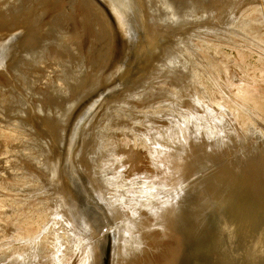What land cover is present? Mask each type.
I'll list each match as a JSON object with an SVG mask.
<instances>
[{
	"label": "rangeland",
	"instance_id": "1",
	"mask_svg": "<svg viewBox=\"0 0 264 264\" xmlns=\"http://www.w3.org/2000/svg\"><path fill=\"white\" fill-rule=\"evenodd\" d=\"M14 1L15 0L0 1V16L3 17L0 19V29L4 30L0 34V48H2L0 49V61L6 57L8 58V55L12 53L11 50H13L15 46H17L15 49L18 51L17 55H15L13 59L11 58L12 61L10 59L4 66L0 67V86L2 87H0V251H4L0 253V264H61L62 262L66 264H77L80 253L89 248L83 247L82 235L79 233L78 229H76L78 227L81 228L84 224L73 223L74 221L71 219L72 214L68 213L70 210L65 211L66 206L62 205V189L55 187V177H53L54 173L51 170L54 169V166L58 168V165H64L65 146L69 134V130H64V128L72 126V115L78 117L79 108L82 106L83 100L87 96L91 93L101 94V88L109 86L108 81L104 85L99 82L105 75L113 73L112 63L107 59L109 56L111 57L110 54L116 50L113 48V43L111 44V48L100 43L93 48L100 49L99 47H101V50L105 51V55L101 50L98 52L94 50L95 53L92 51L93 55H91L92 52L90 51L93 48L90 49L86 46V51H88L87 53L89 56L85 55L83 62L81 61L83 59H81L83 53L80 54L79 51L73 50L76 52L75 55L77 54L78 56L77 62L80 63L75 62L73 64L71 60L68 62L67 59H70L68 57L67 59L65 58V60L68 62L67 65H71L72 63L71 70L75 69L76 71L72 70L70 72V66L65 64V60V65L52 64L51 60L46 57L44 58V56H46L44 54L46 52L44 49L48 47L47 44L51 45L52 42L58 41L59 39L56 33L57 26L54 21H51L52 16L56 14L57 11L48 8L46 13L42 15L43 11L41 10L44 8V5L42 4V8H39L40 2L37 3L38 0H29L31 2L28 0ZM21 1L23 5H21ZM58 1L59 3L53 0L54 5H56L58 9L65 10L68 8L67 0ZM4 2L7 5H3ZM150 2L152 1L150 0ZM150 2L147 0L148 4ZM171 2H167L165 5L159 2L161 5H164L162 6L163 8L160 4H156L157 2H154L156 6L152 2L154 8L156 7V9H158L154 12V9L152 10L153 6L150 5V7L146 3L144 8L142 7L141 9V7H139V20L137 19V21L141 25L139 24L138 28H143L144 13L148 14V18L151 16V12L149 13L150 9L152 15L154 14V16L160 19V22H158V20L156 21L154 19L155 17H150H153L152 19H154L156 23H160L159 25L158 23H154V20L151 21L154 24L152 27L156 30L163 29L164 27L166 28V26H168L167 28L176 27L179 30L165 43L159 58L142 75L143 78L139 81L141 85L135 84V87L131 88V82H129L108 94L97 104L81 126L74 151L75 164L91 189L93 190L88 175L96 174L101 177V181H105L106 183L104 194H107L108 198L114 199L113 201L115 202L114 207L117 217H112L113 215H110L112 213L108 211L105 201L93 190L103 203L112 224L113 245L110 264H119L114 253L116 246L118 243L122 244L121 242H127L125 241V237H123L120 239V242L117 244L115 243V238H117L116 234L118 235L119 233L117 226H119L120 229H125L123 222L127 219H135L133 222L137 227L139 226L143 229L146 225H149V221L152 224V219L160 214L166 204L171 205L170 212H173L174 195L180 173V169H176V166L182 162L183 155L191 144L202 140H212L221 143L264 183V172L260 171V169L264 170V111L262 112L258 109L260 107L264 108V0H201L193 4L190 2L192 8L196 7V9H193L195 13L192 14L191 12L193 10L189 8V4L186 6L190 10L186 9L185 6H183L185 9H182L183 4L176 3L178 0H173L174 5H169ZM233 2H235V4H233ZM27 3L31 4L28 5ZM44 4L46 5V3ZM232 4L234 6H231ZM19 5L21 7H19ZM24 5L30 7L27 9ZM158 5L162 9H160ZM33 13L35 15L38 13L40 17L43 16L41 19L39 15H37L39 18L38 23L40 24H37L38 27L36 28L38 29H35L33 25L27 21L34 20L35 18L38 19L35 15L33 16ZM20 18L24 20H20ZM168 19V25H164L163 22ZM166 23L167 22H165V24ZM132 25L135 29L138 24L134 22ZM138 28L137 32L133 31L130 34L127 28L123 31V34L126 36L125 46L128 53L132 49V44L129 42V39L131 40L133 37L138 36ZM37 30L39 31L37 32ZM142 30L145 33V27ZM70 31L72 33L76 32V30ZM32 32L37 35L34 36ZM189 32L191 35H193L194 32L195 34L191 36L188 34ZM38 33L46 40L39 37ZM18 35L22 36L18 37ZM179 35H182L185 41ZM35 37H37V39ZM48 37L50 39H48ZM110 38L108 39V44L113 41L111 36ZM42 40L44 43H42ZM39 41H41V43ZM2 42L5 44V47ZM35 44H38L37 47ZM42 44H44L43 47ZM10 46L11 53L8 52ZM33 46L39 48V50L33 49ZM72 46L73 49L74 45ZM105 46L107 50L104 48ZM177 46L179 48L173 49V47L176 48ZM168 47L169 49H167ZM170 47H172V50H177V55L175 51H170ZM103 48L105 50H103ZM42 49L45 52L41 53ZM3 50H5L7 55L6 53L4 54ZM26 52L30 53L31 56L26 54ZM34 52L35 54L33 55ZM36 52H38V55H36ZM170 52L174 54L172 55L171 53L170 55ZM79 54L81 55L80 58ZM27 56L36 57L33 61L34 57L30 59ZM28 58L30 61L32 60L31 64L24 63V60H29ZM39 60H43L40 62L41 64ZM85 60H88L86 65L84 64L86 62ZM17 62L20 63L21 66H19L22 67V69L15 67V63L18 65ZM75 64L77 66L81 65V67H77ZM83 64L85 68L84 71H81L84 67L82 66ZM122 64H119L120 71ZM64 66L66 73L64 71ZM75 67H77L78 70ZM14 68H17V70L15 71ZM18 69L21 71L19 72ZM79 70L81 73L78 72ZM1 71H3L2 74L4 73V75L11 80L10 83L12 84L9 83L10 80L8 81L7 77L1 75ZM10 71L16 72L13 73L14 77ZM103 71L105 75L98 80L100 77L98 75ZM115 71H117L116 68ZM24 75H26L27 78H25ZM73 75L74 77L77 75L78 77L83 76L81 77L82 79H80V77L73 79ZM15 76H19L20 78L18 79ZM68 76L70 78L72 77L69 84L68 81H64ZM31 77L34 79V82L30 79ZM83 77H85V80ZM44 78L45 80H43ZM14 79H17V81H14ZM1 80L3 81L2 83H6L5 86L1 84ZM24 80H30L27 81L30 83L32 81L31 85H29L30 83L27 85V82ZM72 80H75V82ZM113 80H115V77H113ZM188 81L190 82L188 83ZM17 82L21 85L19 83V85H17ZM75 83L76 86H78L74 87L75 89L77 88L76 90L72 87ZM181 85L182 88H179ZM23 86H26L33 95H37V93L40 94L39 92H41L42 96L34 95V97L29 90L28 92L25 90V92ZM144 86L147 87L145 90L162 87L164 91L159 90L156 97L153 96L151 98L154 99V103H152L153 100L149 103L150 99L142 97L141 94L143 92L141 90ZM79 87L89 92L86 94L84 91V94H82V89L80 90ZM85 87L88 88L85 89ZM4 88L6 90H4ZM47 88H49L50 91L47 90ZM91 88L93 89L90 90ZM38 89L40 90L38 91ZM42 89H46L45 91L47 92H44ZM67 89L69 91H67ZM51 90H53V92H51ZM59 91H61V93L64 92L65 95L60 96L61 93H58ZM80 92L82 94H80L81 97L79 96ZM129 92L131 93L129 96L125 95ZM191 92L193 94L192 97L188 95L191 94ZM69 93L73 97H77V99L82 97L83 99H80L81 101H76ZM168 94L171 96L174 95L176 98L173 96L170 98ZM20 95L24 100V102L21 101L22 103L17 101ZM43 95H47L48 97L46 96L45 98ZM124 95L128 98L122 101L121 99L124 98ZM178 95H182L180 99H183L177 100L179 98ZM65 96L68 98L66 99ZM14 97H17V100H15ZM21 97L20 99H22ZM62 97H64V101ZM195 97L198 99V102ZM193 98L196 99V102ZM43 99L45 100V105ZM184 99L190 103L187 102V104L184 105V102L186 103ZM67 100L71 103L69 105L72 107L70 108L72 109L71 113L70 110L68 113L65 112L66 109L68 110V104H65L67 105L65 108L62 107L64 105L61 102L69 103L66 102ZM74 101L78 102V104H74ZM162 101H169L171 104H167V102L162 104ZM173 101H175V103ZM113 102L117 103L111 106ZM190 104L193 105L192 108L187 107V105L191 106ZM73 105L75 106L73 107ZM56 107L57 109L59 108V112L60 110L61 113L65 112L64 117L67 116V120H64L65 118L63 119V117L60 116V113L57 112L58 110H55ZM132 107L146 110L144 115L136 114V122L128 121L125 115L128 109ZM163 107L168 109L164 110ZM63 109L65 110L62 111ZM23 111H27L26 114ZM156 111L163 114L160 115V113ZM149 112L151 114H149L151 119L150 123L147 121L148 119H146L149 117H146ZM109 113L119 116L117 119L119 126L114 130L111 128ZM155 113L157 115H154ZM183 113L186 114L184 117ZM47 116L50 118L48 119ZM46 119H48V121H46ZM132 124L135 126H133L134 128H132ZM124 127L130 128L129 130H125L124 133ZM137 127H139V130ZM109 130L114 131L116 134L115 137L120 145L124 144L125 146H129L132 144L139 147L145 145L147 149L153 146L152 140L154 141L156 138V141H158L157 136H160L163 141L169 139L168 135L173 133H180L181 137L179 142L171 143V145L169 144L167 150H163L162 144L157 146L154 144L156 147V150L154 149L155 155H151V151L148 149L149 159H143L136 168H133V165L126 159H123V161L118 164L117 158L124 156L121 155L123 151L119 153L117 149L110 151L109 149L103 148V140ZM59 137H61V139H59ZM138 149L137 147V150ZM152 154H154V152ZM259 154L260 157L257 158ZM161 155L164 157V164L159 166V170L174 169L168 177L162 176L161 172L163 170L159 171L156 169L158 165L154 164L155 162L157 163L156 156L160 157ZM51 159L53 163H51ZM153 159L155 161H153ZM106 162L109 163L107 164ZM49 163L51 164L49 165ZM117 165H119L118 171H116ZM142 165H144V167ZM57 173H59V170H57ZM155 173H158V175L161 174V177L158 175L157 177L154 175ZM100 177L98 178L100 179ZM149 185H153L152 187L155 190H153L154 192L150 196L145 195V193L147 194L150 192V189H148ZM65 186L66 185H64V187ZM65 188H69V184H67ZM143 198L147 203L141 204L143 203ZM72 201L70 200V206L68 205V207L75 211L74 198ZM138 205H141V207H138ZM112 218L115 219L114 222ZM48 223H50V226ZM171 226L173 225L167 222L162 224L163 229H160L158 226H153L145 231L148 236H158L154 240L160 241V245L158 246L155 242L149 241L147 246H142V250L138 256L140 259H135L133 256L130 257L123 254L122 257L127 259V263L125 264H143L166 255L173 246V237L171 235L173 227ZM39 233H41V235ZM21 235L22 237H20ZM43 235L45 237L42 238ZM56 235H58V237ZM29 237L32 240L35 237L37 242H39L37 243L34 241L35 239L32 242V240L27 239ZM32 243H34V246L37 245L38 248L35 249L36 246L32 247ZM61 244L63 247L65 246V248L59 247ZM28 246L34 249L30 250ZM43 247L45 248V252ZM28 248L30 253L28 252ZM5 249L11 253L7 252ZM37 249L40 250L35 252ZM24 251L26 253H24ZM33 251L35 254L29 255L33 253ZM55 251L57 255L54 254ZM12 252L14 254L16 252L18 253L15 254V257L13 254L12 258ZM16 257L18 260L15 259ZM19 259H21V261Z\"/></svg>",
	"mask_w": 264,
	"mask_h": 264
},
{
	"label": "water",
	"instance_id": "2",
	"mask_svg": "<svg viewBox=\"0 0 264 264\" xmlns=\"http://www.w3.org/2000/svg\"><path fill=\"white\" fill-rule=\"evenodd\" d=\"M178 28L152 31L129 52L115 80L101 94L83 100L78 117L72 115L64 165H58L60 185L69 184L75 211L71 210L83 247H89L88 264H110L113 229L110 217L74 161L82 124L111 92L139 76L160 55ZM173 246L164 256L143 264H264V183L228 148L202 140L185 151L173 203Z\"/></svg>",
	"mask_w": 264,
	"mask_h": 264
},
{
	"label": "bare ground",
	"instance_id": "3",
	"mask_svg": "<svg viewBox=\"0 0 264 264\" xmlns=\"http://www.w3.org/2000/svg\"><path fill=\"white\" fill-rule=\"evenodd\" d=\"M1 1V0H0ZM3 1V0H2ZM8 1H10V0H8ZM12 1V0H11ZM16 1V0H15ZM14 1V2H15ZM23 1V0H22ZM22 1H21V5H23L22 4ZM25 1V0H24ZM29 1V0H28ZM54 1H57L58 3H59V1L58 0H54ZM68 2H67V9H65V10H60V9H58L57 7H56V5H54V3H53V0H38L37 1V3L38 2H40L39 3V8H42L41 7V5L43 4L44 5V8H42V10L41 11H43V13H42V15H44V13H46V11L48 10V8H51L53 11H57V13L56 14H54L53 16H52V18H51V21H54V23H55V25L57 26V29H56V33L58 34V37H59V39H58V37H57V39H58V41H54V40H52V39H55V38H52L51 40L52 41H54V42H52L51 43V45L50 44H47L48 45V47H44L43 49L46 51H44L43 49L41 50V53L42 52H45L44 54L46 55V56H44V58L46 57V58H48L49 60H51V62H52V64H63V65H67V63L71 60V62L74 64L75 62L76 63H80V62H77L78 61V56H77V54L75 55V53L76 52H74L73 50H76V51H79L80 52V54H82L83 53V55H82V57H81V61L83 62V60L85 59V55H87V56H89V54L87 53L88 51H86V46H88L87 48H90V49H92L93 47H95L96 45H99L100 43L101 44H104V45H107V47H109V48H111V44L113 45V48H115V50L116 51H114L112 54H110L111 55V57L109 56L108 57V59L107 60H110L111 61V63H112V66H113V73H110V74H107V75H105L104 74V71H106V70H104L103 72H101V74H99L98 76H100L99 78H98V80H100L104 75V77L100 80V84H102V85H104V84H106V82H107V79H113V77H115V68L117 69V71H120L119 70V64L121 63L122 64V62H123V60H129V53L127 52V48H126V46H125V43H126V39H125V35L123 34V31H125V29L127 28V29H129V34L131 33V32H133V31H135V32H137V28H138V26H139V22L137 21V19L139 18L138 17V9H139V7H141V9H142V7L144 8V6H145V3L146 4H148L147 3V0H67ZM153 3L154 2H157L156 4H160L161 5V3H164V5H165V3L167 4V2H171L169 5H174L173 4V0H169V1H167V0H151ZM199 1H201V0H178V2H176L177 4H183L182 5V9L184 8L183 6H185L186 7V9H188L187 8V6H188V4H189V8H191L192 10L193 9H196V7L195 8H192V6H190V2H192V4L193 3H197V2H199ZM29 2H31V1H29ZM149 2H150V0H149ZM152 2H150L148 5L150 6H153L152 5ZM159 2H161V3H159ZM5 3V2H4ZM3 3V5H7L6 3L4 4ZM10 3V2H9ZM8 3V4H9ZM37 3H36V6H37ZM44 3H46V5L44 4ZM62 3V2H61ZM2 4V3H1ZM28 4V3H27ZM31 4V3H30ZM30 4H28V5H30ZM155 4V3H154ZM156 4H155V6H156ZM233 4H235V2H233ZM231 5V6H234V5ZM27 5V6H28ZM163 4L161 5V7L162 6H164ZM187 5V6H186ZM27 9L30 7V6H26V5H24ZM59 6V5H58ZM148 6V7H149ZM150 6V7H151ZM2 7H4V6H2ZM1 7V8H2ZM19 7H21L20 5H19ZM24 7V8H25ZM158 7H159V5H158ZM26 8H25V10H26ZM160 8V7H159ZM163 8V7H162ZM162 8H160V9H162ZM21 9V8H20ZM36 9V8H35ZM34 9V10H35ZM154 9V10H153ZM159 9V10H160ZM185 9V8H184ZM24 10V11H25ZM37 10V9H36ZM152 10H153V12L156 10H158V9H156V7L154 8V6H153V8H152ZM188 10H190V9H188ZM20 12V11H19ZM35 12V11H34ZM142 12V11H141ZM151 12V16H153V17H155L154 19L157 21L158 20V22H160V19H158L157 18V16H154V14L152 15V11H150V9H149V13ZM160 12V11H159ZM192 13H195V11L193 10L192 12H191V14ZM2 14V13H1ZM35 14L33 13V16H34ZM37 15H39L38 13L35 15L36 17H37ZM151 16H149V18H148V14L147 13H144V15H143V20H144V24H143V28L145 27V29H146V31H145V33H144V31L142 30L143 28H138L139 29V34H138V36H136V37H133L131 40L129 39V42L132 44V48L140 41V40H142L146 35H148L149 33H151L152 31H155L156 29L154 28V27H152V25H154L153 24V22H151L152 20H154V19H152V18H150ZM39 17H40V15H39ZM43 17V16H42ZM42 17H40L41 19H42ZM158 17H160V16H158ZM1 18H3V17H1L0 16V19ZM22 18H24V17H22ZM22 18H20V20H24V19H22ZM34 18V17H33ZM38 18V17H37ZM157 18V19H156ZM40 19V20H41ZM139 20V19H138ZM141 20V19H140ZM154 20V21H155ZM249 20V19H248ZM28 21V23H30V24H32L33 25V27L35 28V29H38V28H36V27H38V25L37 24H39L38 22H39V18L38 19H32V20H27ZM156 21L154 22V23H156ZM171 21V20H170ZM256 21V20H255ZM136 23V24H138L137 25V28H135L134 29V27H133V23ZM138 22V23H137ZM141 22V21H140ZM157 22V23H158ZM162 22V21H161ZM165 22H167L166 24H165ZM165 22H163L164 23V25H168V23H169V19L168 20H166ZM179 22V21H178ZM36 23V24H35ZM141 23H143V22H141ZM156 23V24H157ZM162 23V24H163ZM159 25H160V23H158ZM40 25V24H39ZM141 25V24H140ZM251 26V25H250ZM24 27V26H23ZM168 26H166V28H167ZM21 28V27H20ZM165 28V27H164ZM70 30H76V32H71ZM4 30H1L0 29V34L3 32ZM35 31V30H34ZM39 30H37V32H38ZM22 32V31H21ZM33 33V32H32ZM17 34V33H16ZM15 34V35H16ZM21 34V33H20ZM34 34V33H33ZM32 34V35H33ZM40 33H38V35H39ZM189 35H191V33L189 32L188 33ZM195 34V32L193 33V35ZM14 35V34H13ZM23 35V34H22ZM22 35H18V37H21ZM31 35V34H30ZM37 34H34V36H36ZM183 35V34H182ZM182 35H179V36H181L182 37ZM193 35H191V36H193ZM9 36V35H8ZM17 36V35H16ZM110 36L113 38V41H111L109 44H108V39L110 38ZM18 37H16V38H18ZM39 37H41L42 39H44V40H46L45 38H43V36H40L39 35ZM200 37V36H199ZM203 37H205V36H203ZM9 38V37H8ZM31 38H32V36H31ZM36 39H37V37H35ZM7 39V38H6ZM48 39H50L49 37H48ZM56 39V40H57ZM111 39V38H110ZM182 39H184L183 37H182ZM182 39H180V40H182ZM179 40V39H178ZM188 40V39H187ZM186 40V41H187ZM1 41H3V40H1ZM6 41V40H5ZM10 41V40H9ZM49 41V40H48ZM184 41H185V39H184ZM7 42V41H6ZM11 42H12V40H11ZM40 43H41V41H39ZM103 42V43H102ZM3 43V42H2ZM8 43V42H7ZM16 43V42H15ZM35 43V42H34ZM36 43H38V42H36ZM42 43H44V41L42 40ZM169 44V43H168ZM2 45V44H1ZM3 45H4V47H5V44L3 43ZM3 45H2V47H3ZM11 45V44H10ZM36 45V44H35ZM38 45V44H37ZM37 45H36V47H37ZM43 45L44 44H42V47H43ZM50 45V46H49ZM72 45H74V48L72 49ZM40 46V45H39ZM101 46V45H100ZM209 46V45H208ZM6 47H7V45H6ZM17 46H15L14 47V49L13 50H11V52H10V49H11V46H10V48H8L9 50H8V52L9 53H11V54H9L8 55V58L6 57L5 59H3V60H1L0 61V67L1 66H4L5 65V63L7 62V61H9L11 58L13 59V57H15V55H17V53H18V51H16V48ZM34 47V46H33ZM41 47V46H40ZM98 47V46H97ZM96 47V48H97ZM100 49H92L90 52H94V50H97L96 52H98L99 50H101L102 48L101 47H99ZM105 49H106V46L104 47ZM103 48V50H105ZM172 47H170V51L172 50L171 49ZM177 48H179L178 46L175 48V47H173V49H177ZM0 49H2V48H0ZM33 49H38L39 50V48H33ZM41 49V48H40ZM167 49H169V47L167 48ZM37 50V51H38ZM107 50V49H106ZM191 50V49H190ZM32 51H34V50H32ZM102 51V50H101ZM112 51H113V49H112ZM173 51H175V54L177 53L176 51L177 50H172V52ZM3 52H4V54L6 53L5 52V50H3ZM89 52V53H90ZM93 52H92V54L91 55H93ZM103 53L105 52V51H102ZM172 52H170V55H171V53ZM191 52V51H190ZM38 52H36V55H38L37 54ZM40 53V52H39ZM40 53V54H41ZM87 53V54H86ZM95 53V52H94ZM166 53H167V51H166ZM209 53V52H208ZM26 54H29L30 55V53H27L26 52ZM35 54V52L33 53V55ZM79 54V58H80V55ZM174 53H172V55H173ZM206 54V53H205ZM1 55V54H0ZM6 55H7V53H6ZM104 55H105V53H104ZM177 55V54H176ZM26 56V55H25ZM31 56V55H30ZM30 56H27V57H29L30 59L31 58H33V57H30ZM86 56V57H87ZM98 56V55H97ZM160 56V55H159ZM159 56L152 62V64H154L155 63V61L159 58ZM24 57V56H23ZM36 57V56H35ZM35 57L33 58V61H34V59H35ZM39 57V56H38ZM41 57V56H40ZM67 57L68 58H70V59H67ZM91 57V56H90ZM106 57V56H105ZM2 58V57H1ZM26 58V57H25ZM28 58V59H29ZM65 58L68 60V62L65 60ZM89 58V57H88ZM87 58V59H88ZM12 59H11V61H12ZM27 59V58H26ZM30 59L29 60H24V63L26 64H31V61H30ZM40 59V58H39ZM21 60H22V57H21ZM20 60V61H21ZM66 61V63H65V61ZM80 60V59H79ZM10 61V62H11ZM19 61V62H20ZM43 60H39V63L40 62H42ZM86 61V60H85ZM88 61V60H87ZM87 61L84 63L85 65H86V63H87ZM9 62V63H10ZM36 62V61H35ZM81 62V63H82ZM18 63V62H17ZM21 63H22V61H21ZM65 63V64H64ZM72 63H71V65H72ZM11 64V63H10ZM35 64V63H34ZM41 64V63H40ZM84 64L82 65V66H84ZM151 64V65H152ZM20 65V63H18V65L15 63V67H19V68H21L22 69V67H20L19 66ZM23 65V64H22ZM49 65V64H48ZM69 65V64H68ZM67 65V66H68ZM71 65H69L70 66V72L72 71V70H74V71H76L75 69H72L71 70ZM76 65V64H75ZM150 65V66H151ZM25 66V65H24ZM42 66H44V65H42ZM54 66V65H53ZM57 66V65H56ZM77 66V65H76ZM149 66V67H150ZM12 67V66H11ZM10 67V68H11ZM13 67H14V63H13ZM27 67H28V65H27ZM55 67V66H54ZM54 67H53V69H54ZM59 67V66H58ZM77 67H81V65L79 66H77ZM77 67H75L77 70H78V68ZM148 67V68H149ZM5 68V67H4ZM7 68V67H6ZM17 68L15 69L14 68V70L16 71L17 70ZM60 69H62L61 67H59ZM68 68V67H67ZM66 68V69H67ZM72 68H73V66H72ZM84 68H85V66L83 67V70L81 69V71H84ZM147 68V69H148ZM39 69H41V68H39ZM48 69V68H47ZM50 69V68H49ZM52 69V70H53ZM80 69V68H79ZM120 69H121V67H120ZM147 69H145L139 76H137L135 79H133L132 81H131V88H133V87H135L134 85L135 84H137V85H141V82H139V81H141V79L143 78L142 77V75L145 73V71L147 70ZM10 70V69H9ZM18 71H19V69H18ZM18 71H17V74H18ZM21 71V70H20ZM19 71V72H20ZM24 71V70H23ZM22 71V72H23ZM64 71H65V66H64ZM2 72L3 71H1V75H3V76H5V77H7L6 75H4V73L2 74ZM11 72V71H10ZM78 72H80V70L78 71ZM12 74L13 73H16V72H11ZM65 73H66V71H65ZM75 73V72H74ZM81 73V72H80ZM83 73V72H82ZM12 74H11V76H12ZM20 74V73H19ZM24 74V73H23ZM45 74V73H44ZM68 74V73H67ZM16 75V74H15ZM22 75V74H21ZM21 75H19V76H21ZM66 75V74H65ZM69 75H70V73H69ZM74 75H76V74H74ZM74 75H73V79H75L76 77H78V75L77 76H75L74 77ZM81 75V74H80ZM84 75V74H83ZM82 75V76H83ZM19 76H15V77H17L18 79L20 78ZM25 76V78H27L26 77V75H24ZM28 76V75H27ZM47 76V75H46ZM67 76V75H66ZM72 76V75H71ZM81 76V77H82ZM13 77H14V74H13ZM12 77V78H13ZM34 77V76H33ZM56 77V76H55ZM80 77V76H79ZM78 77V78H79ZM80 77V79H82ZM199 77V76H198ZM8 78V77H7ZM7 78H6V80H7ZM24 78V79H25ZM29 78V77H28ZM63 78H65V77H63ZM70 77L68 76V77H66L65 78V82L66 81H68V84H69V81H71V78L69 79ZM30 79H32V77L30 78ZM83 79L85 80V77H83ZM10 79L8 78V81H9ZM43 80H45V78L43 79ZM53 80V79H52ZM55 80V79H54ZM76 80H79V79H76ZM207 80V79H206ZM14 81H17V79H14ZM21 81H22V79H21ZM25 81V80H24ZM27 81H30V80H26L25 82H27ZM32 81L34 82V79H32ZM32 81H31V83H32ZM39 81V80H38ZM72 81H74L75 82V80H72ZM199 81V80H198ZM3 81L1 80V84H4V83H2ZM11 82V80L9 81V83ZM139 82V83H138ZM190 81H188V83H189ZM19 82H17V85H19L18 84ZM30 82H27V85L29 84ZM31 83L29 84V85H31ZM36 83V82H35ZM44 83H46V82H44ZM73 83V82H72ZM76 83H78V82H76ZM76 83H75V85H72V87L74 88L75 86H76ZM82 83V82H81ZM180 83V82H179ZM6 84V83H5ZM5 84H4V86H5ZM10 84H12V83H10ZM22 84H24V83H22ZM53 84V83H52ZM52 84H50V85H52ZM54 84H55V82H54ZM74 84V83H73ZM80 84V83H79ZM15 85H16V82H15ZM21 85V84H20ZM26 85V86H27ZM46 85V84H45ZM177 85H179V84H177ZM176 85V86H177ZM188 85V84H187ZM8 86V85H7ZM24 87L23 86V88H25L24 89V91L26 90L27 92H28V88L27 87H29V86H27V87ZM32 86H33V84H32ZM80 86V85H79ZM185 86V85H184ZM190 86V85H189ZM200 86V85H199ZM1 87V86H0ZM18 87H20V86H18ZM34 87V86H33ZM51 87H53V86H51ZM56 87V86H55ZM58 87V86H57ZM64 87V86H63ZM76 87H78V86H76ZM81 87V86H80ZM79 87V88H80ZM93 87H95V86H93ZM174 87H175V85H174ZM182 88V85L181 86H179V88ZM2 88V87H1ZM21 88V87H20ZM22 88V89H23ZM27 88V89H26ZM37 88V87H36ZM88 88V87H87ZM86 87H85V89H87ZM96 88V87H95ZM9 89V88H8ZM31 89V88H30ZM34 89V88H33ZM32 89V90H33ZM58 89V88H57ZM75 89V88H74ZM77 89V88H76ZM75 89V90H76ZM83 90V88H80V90ZM93 88H91L90 90H92ZM145 89H147V87L146 86H144L143 88H142V90L141 91H143L141 94H142V97H144V98H146V99H150L149 100V103H150V101H152L153 100V102L152 103H154V99H151L153 96H155L156 97V95L159 93V90H162L163 88L162 87H159L158 89H152V90H145ZM177 89H178V87H177ZM185 89V88H184ZM4 90H6L5 88H4ZM3 90V91H4ZM10 90V89H9ZM37 90V89H36ZM40 89H38V91H39ZM43 90V89H42ZM46 90V89H45ZM45 90H43L44 92H47V91H45ZM47 90H49L50 91V89L49 88H47ZM81 90V92H82V94H84V91L85 90H83L82 91ZM145 90V91H144ZM14 91H15V89H14ZM25 91V92H26ZM30 91V90H29ZM34 91V90H33ZM56 91V90H55ZM67 91H69L68 89H67ZM162 91H164V90H162ZM31 92V91H30ZM29 92V93H30ZM35 92V91H34ZM51 92H53V90H51ZM81 92L79 93V96L81 97ZM89 91H85V93L87 94ZM182 92V91H181ZM186 92V91H185ZM40 94H38L37 93V95H40V96H42V94H41V92H39ZM43 93V92H42ZM49 93V92H48ZM47 93V94H48ZM58 93H61V91H59ZM169 93H171V92H169ZM187 93V92H186ZM189 93V92H188ZM20 94V93H19ZM45 94V93H44ZM70 94V93H69ZM81 94V95H80ZM114 94V93H113ZM131 93L129 92V93H127V94H125V95H130ZM179 94V93H178ZM183 94H184V92H183ZM191 94H192V92H191ZM191 94H188V95H190L191 97L193 96V94L191 95ZM25 95V94H24ZM31 95H33L32 94V92H31ZM35 96H37L36 94H34ZM33 95V96H34ZM60 95V94H59ZM65 95V93L63 92V93H61V95L60 96H64ZM68 95V94H67ZM71 95V94H70ZM69 95V96H70ZM125 95L122 97L123 99H121L122 101H125V100H127L126 98H128L127 96L125 97ZM169 95V94H168ZM187 95V94H186ZM34 96V97H35ZM45 98H46V96L45 95H43ZM84 96V95H83ZM170 96V98L173 96L174 98H176L174 95H169ZM179 96V98L177 99V100H182V99H180V96H182V95H178ZM189 96V97H190ZM20 97H21V95H20ZM20 97L19 98H17V99H19V100H17L15 97V100H17L18 102H21V101H23L24 102V100H23V98L22 99H20ZM48 97V96H47ZM59 97V96H58ZM71 97L72 98H75L76 99V101L77 100H80V99H83V97L82 98H80V99H77V97H73L72 95H71ZM154 97V98H155ZM38 98H40V97H38ZM59 98H61V97H59ZM64 97H62V99H63ZM65 98H66V96H65ZM68 98V97H67ZM66 98V99H67ZM169 98V97H168ZM184 98H185V96H184ZM196 98V97H195ZM195 98H193V99H195ZM247 98V97H246ZM41 99V98H40ZM197 99V98H196ZM196 99L194 100L195 102H196ZM44 100V99H43ZM71 100V99H70ZM73 100V99H72ZM162 100H163V98H162ZM165 100V99H164ZM168 100V99H167ZM185 100V99H184ZM192 100V99H191ZM63 101H64V99H63ZM61 102V103H63V105L64 106H62L63 108H65L67 105H65V104H68V110L66 111L65 109H63L62 111H64L65 110V112H69V110H70V113H71V110L72 109H70V108H72V107H70L69 105L71 104L70 103V101H66V102H69V103H64V102ZM81 101V100H80ZM170 101V100H169ZM169 101H162L163 103L162 104H164V102H167V104H171V102H169ZM186 101V103L184 102V105H186L187 104V100H185ZM201 101V100H200ZM47 102V101H46ZM174 103H175V101H173ZM180 102V101H179ZM192 102H193V100H192ZM197 102H198V99H197ZM22 103V102H21ZM20 103V104H21ZM75 103H77L78 104V102H75L74 101V104ZM116 103L117 102H113V103H111V106H113V105H116ZM160 103H161V100H160ZM178 103V102H177ZM188 103H190V102H188ZM72 104H73V102H72ZM182 104V103H181ZM44 105H45V100H44ZM52 105H53V103H52ZM60 105H62V104H60ZM183 105V106H184ZM191 105V104H190ZM72 106V105H71ZM75 105H73V107H74ZM77 106V105H76ZM148 106V105H147ZM146 106V107H147ZM166 106V105H165ZM192 106L193 105H191V106H189V105H187V107H191L192 108ZM49 107H50V105H49ZM57 107H59V106H57ZM57 107H56V111L59 109H57ZM145 107V108H146ZM153 107H155V106H153ZM61 108V107H60ZM164 108V107H163ZM162 108V109H163ZM186 108V107H185ZM191 108H188V109H191ZM224 108V107H223ZM258 108V107H257ZM26 109V108H25ZM106 109V108H105ZM147 109V108H146ZM165 109H168V108H164V110ZM184 109V108H183ZM187 109V110H188ZM258 109H260V111H264V108L263 107H260V108H258ZM4 110H6V109H4ZM54 110V111H55ZM74 110V109H73ZM107 110V109H106ZM157 110V109H156ZM160 110H161V108H160ZM215 110V109H214ZM222 110V109H221ZM27 111H28V108H27ZM27 111H23L25 114H26V112ZM150 111V110H149ZM152 111H153V108H152ZM167 111V110H166ZM29 112V111H28ZM31 112H32V110H31ZM57 112H59V110L57 111ZM65 112H63V113H61V110H60V116H62L63 117V119L64 120H67V116L66 117H64L65 116ZM73 112V111H72ZM105 112H107V111H105ZM146 112V110H143L142 108H138V107H132V108H130V109H128V111L125 113V115L127 116V118H128V121H135L136 122V114H141V115H144V113ZM157 112V111H156ZM185 112V111H184ZM206 112H207V110H206ZM56 113V112H55ZM69 113V114H70ZM157 113H160V115L161 114H163V113H161V112H157ZM164 113H166V112H164ZM186 113V112H185ZM185 113H183V117L186 115ZM209 113V112H208ZM214 113V112H213ZM212 113V114H213ZM25 114H23V115H25ZM62 114V115H61ZM68 114V115H69ZM148 115L146 116V117H148V118H146V117H144V118H146V119H148L147 121H149V123H150V112L149 113H147ZM150 114V115H149ZM167 114V113H166ZM221 114V113H220ZM219 114V115H220ZM57 115H59V114H57ZM67 115V114H66ZM103 115H104V113H103ZM146 115V114H145ZM152 115H153V113H152ZM154 115H157L156 113L154 114ZM165 115V114H164ZM209 115H211V114H209ZM53 116V115H52ZM212 116V115H211ZM214 116H215V114H214ZM213 116V117H214ZM70 117V116H69ZM68 117V118H69ZM109 117L111 118V128H113V130L115 129V128H117L118 126H119V124H118V122H117V119H118V117L119 116H117V114L116 115H111L110 113H109ZM47 118L49 119L50 117H48L47 116ZM48 119H46V121H48ZM63 119H61V120H63ZM97 119V118H96ZM185 119V118H184ZM63 120V121H64ZM51 121V120H50ZM140 123V122H139ZM42 124V123H41ZM144 124V123H143ZM147 124V123H146ZM123 125V124H122ZM122 125H120V126H122ZM136 125V124H135ZM3 126V125H2ZM37 126H39V125H37ZM130 126V125H129ZM134 125L132 124V128H134L133 127ZM136 126H138V125H136ZM140 126V125H139ZM4 127V126H3ZM40 127V126H39ZM42 128V127H41ZM40 128V129H41ZM129 128L130 127H128V128H123V132L125 133V130H129ZM131 128V129H132ZM139 127H137V129H138ZM43 129V128H42ZM113 130H109V132H107V134H106V136L104 137V140H103V143H104V149H109L110 151H114V150H118L119 151V153L120 152H122V154L121 155H124L125 156V158H124V156H120L119 158H117L118 159V164H120L121 163V161H123V159H126L129 163H131L133 166V168H136L137 166H138V164L143 160V159H149V157H148V149H150V151H151V155H155V146H157V145H161L162 144V146H163V150H167L168 149V147H169V144L171 145V143H175V142H179L180 141V137H181V135H180V133H173V134H169L168 136H169V139H165L164 141L162 140V138L160 137V136H157V138H158V141H156V138L154 139V141L152 140V147L150 146L148 149L145 147V145H143V146H141V147H139V146H137V145H129V146H125L124 144H119V141L117 140V138L115 137V133H114V131ZM139 130V129H138ZM20 132V131H19ZM105 132V133H106ZM21 134H22V132H21ZM20 134V135H21ZM155 137V136H154ZM59 139H61V137H59ZM178 139V140H177ZM139 140V139H138ZM86 143V142H85ZM89 143H90V141H89ZM89 143H87V144H89ZM154 144H156L155 146H154ZM137 147L139 148L138 150H137ZM154 147V148H153ZM155 149V150H154ZM152 150H153V152H154V154H152L153 152H152ZM254 156V155H253ZM153 157V156H152ZM256 157V156H255ZM260 157V154H259V156L257 157V158H259ZM264 157V156H263ZM42 159H43V157H42ZM155 159V158H154ZM153 159V161H155ZM261 159V158H260ZM52 161V162H51ZM51 163H53V160L51 159ZM60 161V160H59ZM152 161V160H151ZM156 161H157V163L155 162H153L155 165L157 164L158 166H157V168L156 169H158L159 170V166H161L162 164H164V157L161 155L160 157H158V156H156ZM57 162V161H56ZM51 163H49V165L51 164ZM107 164L109 163V162H106ZM106 163H104V164H106ZM152 163V162H151ZM160 164V165H159ZM264 164V163H263ZM48 165V166H49ZM150 165V164H149ZM154 165V166H155ZM252 165V164H251ZM143 167H144V165H142ZM151 166V165H150ZM255 166V165H254ZM164 167V166H163ZM49 168V167H48ZM54 169H52L51 171L54 173V175H53V177H55V181H54V185H55V187H58L59 189H62V194H61V197H62V205L63 206H66V209H65V211H68V210H70L69 208L70 207H68V205L70 206V204H69V202H70V200L72 201L73 200V197L71 196V194H70V192L68 191V188H65V187H67V185L64 187V186H61L60 185V177H59V173H57V170H59L56 166H54L53 167ZM161 168V167H160ZM181 168V163H179L177 166H176V169H180ZM257 168H259V167H257ZM263 168V167H262ZM117 169H119V165H117V167H116V171H118ZM144 169V168H143ZM148 169V168H147ZM249 169V168H248ZM54 170V171H53ZM161 170V169H160ZM159 170V171H160ZM163 171L165 170V169H162ZM161 170V171H162ZM173 170L174 169H169V170H165L163 173L161 172V174H162V176H164V177H168V176H170L171 175V173L173 172ZM259 170V169H258ZM257 170V171H258ZM49 171H50V169H49ZM50 171V172H51ZM154 171V170H153ZM260 171H263L264 172V170H261L260 169ZM157 172V171H156ZM118 173V172H117ZM160 174V173H159ZM161 174L160 175H158V173H155L154 175H158L159 177H161ZM262 174V173H261ZM259 175V174H258ZM155 176V177H156ZM157 176V177H158ZM88 177H89V181H90V183H91V185H92V188H93V190L97 193V195H99V197L101 198V199H103L104 201H105V204L107 205V207H108V211L110 212V213H112V214H110V215H113L112 217H117V215H116V213H115V207H114V205H115V202L113 201L114 199H110V198H108V196H107V194H104V190H105V186H106V183H105V181H101V177L100 176H97L96 174H92V175H88ZM98 177H100V179L98 178ZM87 178V177H86ZM88 180V179H87ZM100 180V181H99ZM89 185V184H88ZM153 185H149L148 186V189H150V192L149 193H145V195H152V193L155 191L154 190V188L152 187ZM151 187V188H150ZM152 189V190H151ZM154 190V191H153ZM68 195H70V196H68ZM70 197V198H69ZM115 198V197H114ZM145 199L143 198V203H141V204H145V203H147V201L145 200ZM73 202V201H72ZM142 202V201H141ZM138 207H141V205H138ZM170 207H171V205L170 204H166L165 205V208L160 212V214L158 215V216H156L155 218H153L152 219V224H151V222L149 221V225H146V227H144L143 229H142V227H139V229H138V227H137V225L133 222L135 219H127V220H125L124 222H123V225L125 226V229H120L119 228V226H117V228H118V230H119V233H118V235L116 234V236H117V238H115L116 239V244L118 243V242H120L121 240V238H123V237H125V241H127L126 243L125 242H121L122 244H120V243H118V245L116 246V250H115V257L118 259V261H119V264H125V263H127V259H125V258H123L122 257V255L123 254H125V255H128V256H133V258H138V256L140 255V251L142 250L141 248H142V246L144 247L145 245L147 246V243L149 242V241H153V242H155V244H157L158 246L160 245V241H158V240H154V239H156L158 236H148L146 233H145V231H147V230H149L151 227H153V226H158L160 229H163V227H162V224H164V223H167V222H169L170 223V225L172 224L173 225V223H172V215H173V212H170ZM68 213H71V211H69ZM71 217H72V215H71ZM70 217V218H71ZM71 219H73V218H71ZM113 220V222L115 221V219L114 218H112ZM119 219V218H118ZM118 219H116V220H118ZM73 223H75V222H73ZM50 223H48V225H49ZM78 224V223H77ZM27 225V224H26ZM47 225V224H46ZM48 225H47V227H48ZM82 225V224H81ZM114 225H115V223H114ZM28 226V225H27ZM50 226V225H49ZM54 226V225H53ZM78 226H80V225H78ZM12 227V226H11ZM30 227V226H29ZM171 227H173V226H171ZM27 228V227H26ZM79 228V227H78ZM78 228H76V229H78ZM81 228H84V226H82ZM29 229V228H28ZM128 231H127V230ZM26 230V229H25ZM44 231H46V230H44ZM43 231V232H44ZM79 231V230H78ZM118 232V231H117ZM5 233V232H4ZM3 233V234H4ZM47 233H48V231H47ZM120 233H122V234H120ZM28 234V233H27ZM40 235H41V233H39ZM43 234H46V233H43ZM51 235V234H50ZM171 235H172V237H173V229H172V231H171ZM29 236V235H28ZM48 236V235H47ZM57 237H58V235H56ZM115 236V237H116ZM18 237V236H17ZM20 237H22V235L20 236ZM27 237V236H26ZM39 237H41V236H39ZM39 237H36V238H39ZM43 237H45L44 235L42 236V238ZM18 239V238H17ZM25 239V238H24ZM27 239H30V240H32L30 237L29 238H27ZM34 239H35V237H34ZM33 239V240H34ZM54 239V238H53ZM52 239V240H53ZM26 240V239H25ZM24 240V241H25ZM33 240H32V242H33ZM38 240H40V239H38ZM34 241H36L37 242V240L35 239ZM43 241V240H42ZM26 242V241H25ZM28 242H29V240H28ZM39 242V241H38ZM37 242V243H38ZM173 242V241H172ZM37 243H35V244H37ZM45 243V242H44ZM10 244V243H9ZM26 244V243H25ZM144 244V245H143ZM28 245V244H27ZM32 247H35V249L36 248H38V246L37 245H35L34 246V243H32ZM53 245V244H52ZM156 245V246H157ZM168 245H169V243H168ZM170 245H171V243H170ZM1 246V245H0ZM26 246V245H25ZM158 246H157V249H158ZM29 248H30V250L31 249H34V248H31L30 246H28ZM59 247H63L62 246V244H61V246H59ZM29 248H28V252H29ZM63 248H65V246L63 247ZM160 248V247H159ZM3 249V248H2ZM42 249V248H41ZM43 249H44V252H45V248L43 247ZM4 250V249H3ZM6 250V249H5ZM13 250V249H12ZM40 249H37V251H35V252H38ZM53 250V249H52ZM52 250H51V252H52ZM57 250H59V249H57ZM56 250V251H57ZM7 251V250H6ZM26 251V250H25ZM24 251V253H26ZM56 251L54 252V254H56ZM60 251H61V249H60ZM59 251V252H60ZM2 252H4V251H2ZM1 251H0V253H2ZM7 252H9V251H7ZM32 252V251H31ZM59 252H57L58 254H60ZM9 253H11V252H9ZM16 253H18V252H16ZM15 253V254H16ZM20 253V252H19ZM30 253V252H29ZM47 253V252H46ZM49 253V252H48ZM53 253V252H52ZM14 253L12 252V254H11V257L13 258V255ZM15 254H14V257H15ZM32 254H35L34 253V251H33V253H31V254H29V255H32ZM20 255V254H19ZM28 255V254H27ZM28 255V256H29ZM57 255V254H56ZM17 256V255H16ZM24 256V255H23ZM23 256H20V257H23ZM18 257V256H17ZM15 258V259H17L18 260V258ZM25 257V256H24ZM23 257V258H24ZM91 257V255H90V249L89 248H87L84 252H81L80 253V256H79V260L77 261L78 263L77 264H88V259ZM22 259V258H21ZM21 259H19L20 261H21ZM24 259H26V258H24ZM138 259H140V258H138ZM144 261H146V260H144ZM148 261V260H147ZM61 264H66V263H61Z\"/></svg>",
	"mask_w": 264,
	"mask_h": 264
}]
</instances>
